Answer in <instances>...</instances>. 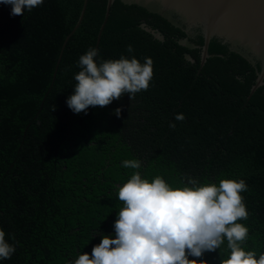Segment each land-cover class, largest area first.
I'll return each instance as SVG.
<instances>
[{
    "label": "trees",
    "instance_id": "trees-1",
    "mask_svg": "<svg viewBox=\"0 0 264 264\" xmlns=\"http://www.w3.org/2000/svg\"><path fill=\"white\" fill-rule=\"evenodd\" d=\"M82 2L44 0L23 16L0 4V229L16 247L0 264H70L91 254L102 235L114 236L123 207L118 189L137 171L123 167L128 159L141 161L142 178L160 176L174 188L188 178L217 185L245 180L249 216L238 222L249 229L245 249L258 258L264 253V84L248 94L259 63L213 38L200 68L199 29L186 34L183 25L119 0L96 47L106 0H88L57 65ZM183 39L194 48L181 45ZM89 48L99 50L98 62L151 58L149 89L73 113L66 100ZM178 113L183 121L174 120ZM229 251L225 240L189 259L221 264Z\"/></svg>",
    "mask_w": 264,
    "mask_h": 264
},
{
    "label": "clouds",
    "instance_id": "clouds-1",
    "mask_svg": "<svg viewBox=\"0 0 264 264\" xmlns=\"http://www.w3.org/2000/svg\"><path fill=\"white\" fill-rule=\"evenodd\" d=\"M44 0H0L10 5L12 16H23L41 6ZM129 53L134 49L127 47ZM99 50L89 48L78 60L77 82L66 104L75 114H87L90 107H105L127 94L130 99L147 91L153 79V60L141 63L129 59L98 62ZM122 109L116 108L119 118ZM178 113L174 120L183 121ZM175 128V123H170ZM134 171L118 189L123 207L113 224V235H102L91 254L82 253L70 264H206L205 252L219 249L227 241L230 250L221 264H264V253L244 247L249 229L238 221L247 220L249 212L241 193L248 190L243 179H222L219 184H201L188 178L183 187H172L162 177L151 182L142 178L139 159L123 161ZM16 247L0 229V259H10Z\"/></svg>",
    "mask_w": 264,
    "mask_h": 264
},
{
    "label": "water",
    "instance_id": "water-1",
    "mask_svg": "<svg viewBox=\"0 0 264 264\" xmlns=\"http://www.w3.org/2000/svg\"><path fill=\"white\" fill-rule=\"evenodd\" d=\"M115 0H106L103 21L96 38V47L107 23L111 6ZM126 5H135L147 12L156 14L175 27H185L186 34L192 29H199L203 38L199 67H203L208 57V46L215 38L222 44H227L234 51L246 58L251 64L260 65V71L255 83L250 88L248 98L258 87L264 84V0H119ZM88 0H83L77 22L64 39L57 65L69 38L79 28ZM144 27V26H143ZM150 31L148 28H145ZM155 38L162 36L151 32ZM190 49L194 48L187 39L179 42ZM186 59L190 57L186 55ZM55 67V72L57 70ZM54 72V76H55Z\"/></svg>",
    "mask_w": 264,
    "mask_h": 264
},
{
    "label": "flooded vegetation",
    "instance_id": "flooded-vegetation-1",
    "mask_svg": "<svg viewBox=\"0 0 264 264\" xmlns=\"http://www.w3.org/2000/svg\"><path fill=\"white\" fill-rule=\"evenodd\" d=\"M191 34V33H190Z\"/></svg>",
    "mask_w": 264,
    "mask_h": 264
}]
</instances>
